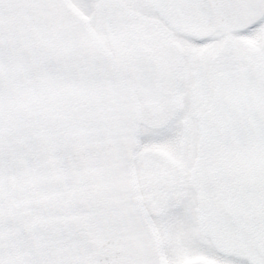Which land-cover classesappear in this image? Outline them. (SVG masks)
<instances>
[{
	"label": "snow or ice",
	"instance_id": "snow-or-ice-1",
	"mask_svg": "<svg viewBox=\"0 0 264 264\" xmlns=\"http://www.w3.org/2000/svg\"><path fill=\"white\" fill-rule=\"evenodd\" d=\"M0 264H264V0H0Z\"/></svg>",
	"mask_w": 264,
	"mask_h": 264
}]
</instances>
